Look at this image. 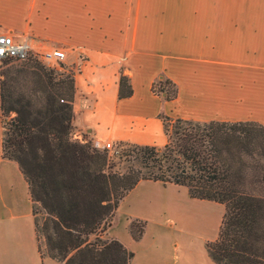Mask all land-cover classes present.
I'll list each match as a JSON object with an SVG mask.
<instances>
[{
  "label": "crops",
  "instance_id": "1",
  "mask_svg": "<svg viewBox=\"0 0 264 264\" xmlns=\"http://www.w3.org/2000/svg\"><path fill=\"white\" fill-rule=\"evenodd\" d=\"M0 33L26 38L33 51L63 49L73 76L74 132L96 146L161 147L163 118L264 125V0H0ZM120 75L130 88L125 96L118 95ZM158 79L174 84L173 98L152 90ZM3 162L26 189L22 215L32 219L34 235L26 182L15 162L0 156ZM142 181L158 183L135 185ZM128 209L129 221H143ZM11 253L0 247L3 264H16ZM37 255L28 263L62 264Z\"/></svg>",
  "mask_w": 264,
  "mask_h": 264
},
{
  "label": "trees",
  "instance_id": "2",
  "mask_svg": "<svg viewBox=\"0 0 264 264\" xmlns=\"http://www.w3.org/2000/svg\"><path fill=\"white\" fill-rule=\"evenodd\" d=\"M9 62L1 61L6 66L0 70V156L16 163L31 213L35 206L43 214L34 231L46 255L62 264H129L132 253L119 240L95 233L109 224L128 190L150 179L222 206L217 234L205 243L212 262L264 264V125L163 118V146L120 148V156L135 153L144 173H120L108 169L105 149L72 136V70L62 75L31 56ZM152 90L164 99L176 94L167 79H158ZM129 93L120 75L118 95ZM128 231L139 239L143 221L131 219Z\"/></svg>",
  "mask_w": 264,
  "mask_h": 264
},
{
  "label": "rangeland",
  "instance_id": "3",
  "mask_svg": "<svg viewBox=\"0 0 264 264\" xmlns=\"http://www.w3.org/2000/svg\"><path fill=\"white\" fill-rule=\"evenodd\" d=\"M20 62L10 60L9 63ZM42 63L62 75L70 70L62 61ZM5 66L0 62V70ZM4 120L0 113L1 133ZM168 131H171L169 123ZM74 133L73 130L72 136ZM76 135L81 141L89 139L83 132ZM125 147V144L113 143L115 151L106 153L108 169L122 173L131 168L144 173L145 169L133 151L120 156V148ZM17 173L16 168L10 164L0 163V234L6 243L2 246H5L8 253L12 252V261L16 264H29L28 261L32 257L37 258L38 253L40 256L46 253L41 236L36 239L33 235L32 219L22 215L28 204L26 189ZM12 192L14 198L10 200ZM9 205L14 206L8 209L6 206ZM129 207L144 217L143 232L139 239H133L128 231L129 219L123 212L129 210ZM221 214L222 206L219 203L190 198L183 186L142 181L127 191V197L112 222V216L110 218L111 224L109 222L105 225L104 230L99 228L95 236L101 240L117 238L131 251L130 264H214L206 253L205 243L215 238ZM11 215L15 217L11 218ZM42 217L41 210L34 206L33 221L40 222ZM93 237L88 236L90 240ZM0 262L3 264L2 258ZM37 264H40L39 260Z\"/></svg>",
  "mask_w": 264,
  "mask_h": 264
},
{
  "label": "built area",
  "instance_id": "4",
  "mask_svg": "<svg viewBox=\"0 0 264 264\" xmlns=\"http://www.w3.org/2000/svg\"><path fill=\"white\" fill-rule=\"evenodd\" d=\"M31 56L41 62H61L64 57L63 49L50 47L41 51H33L26 38L14 41L10 35L0 33V62L3 60L22 61ZM61 101V99H60ZM73 137L78 138L74 133ZM99 147L105 149L110 154L114 152L113 143L104 142Z\"/></svg>",
  "mask_w": 264,
  "mask_h": 264
}]
</instances>
